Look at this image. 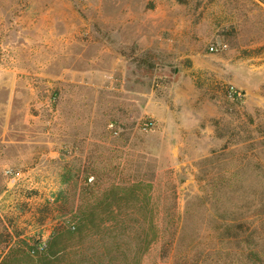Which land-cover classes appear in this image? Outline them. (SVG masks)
Instances as JSON below:
<instances>
[{"label":"rangeland","instance_id":"obj_1","mask_svg":"<svg viewBox=\"0 0 264 264\" xmlns=\"http://www.w3.org/2000/svg\"><path fill=\"white\" fill-rule=\"evenodd\" d=\"M91 211L62 264H264V0H0V264Z\"/></svg>","mask_w":264,"mask_h":264},{"label":"trees","instance_id":"obj_2","mask_svg":"<svg viewBox=\"0 0 264 264\" xmlns=\"http://www.w3.org/2000/svg\"><path fill=\"white\" fill-rule=\"evenodd\" d=\"M82 214L83 216H82L81 221L79 222V227L77 228L76 232L75 231L66 232L65 230H63L58 233L57 238H55V240L51 244V249H52L51 252L46 256V257L51 258V261H49L48 258H44L43 260L44 264H62V260H60V258L56 259V256H59V253L61 251L54 250V248H56L58 245L63 244L64 242L73 240L76 237H77L76 239H80V240L84 236L85 238L89 237L90 236L89 234H91V233H88L90 232V229L94 230L95 228H98V226H96L94 223L95 218L93 216L92 211L89 213L83 212ZM87 239H91V237Z\"/></svg>","mask_w":264,"mask_h":264},{"label":"built area","instance_id":"obj_3","mask_svg":"<svg viewBox=\"0 0 264 264\" xmlns=\"http://www.w3.org/2000/svg\"><path fill=\"white\" fill-rule=\"evenodd\" d=\"M216 49L215 47H211V50H214ZM10 173V171H9ZM72 229H74L75 227L74 226H71ZM47 248V242L46 241H43L41 242V244L39 245V249L40 250H45Z\"/></svg>","mask_w":264,"mask_h":264}]
</instances>
